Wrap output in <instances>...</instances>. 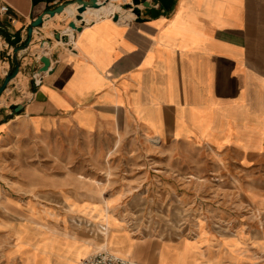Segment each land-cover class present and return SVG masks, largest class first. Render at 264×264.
I'll return each mask as SVG.
<instances>
[{
    "label": "crops",
    "instance_id": "crops-1",
    "mask_svg": "<svg viewBox=\"0 0 264 264\" xmlns=\"http://www.w3.org/2000/svg\"><path fill=\"white\" fill-rule=\"evenodd\" d=\"M68 1L75 0H0L9 9L0 14V86L19 67L0 97V136L13 129L42 137L68 131L109 138L113 147L169 149L167 178L181 180L183 189L191 177L202 180L183 199L193 203L202 195L199 207L224 208L210 211L191 236L159 245L126 232L121 215L104 214L105 207H125V198L108 206L71 201L101 207L102 215L48 237L31 261L30 230L46 227V219L30 220L29 206L0 192V264H80L101 251L142 264H264V229L227 234L206 224L215 218L236 223L239 207L264 212V0H149L139 6L141 22L126 9L131 0H110L108 10L116 13L88 12L86 19H95L70 36L76 13L63 12L28 37L35 19ZM42 57L50 67L36 87L32 75L43 67ZM30 95L12 115L10 107ZM3 150L0 141V164Z\"/></svg>",
    "mask_w": 264,
    "mask_h": 264
},
{
    "label": "rangeland",
    "instance_id": "rangeland-1",
    "mask_svg": "<svg viewBox=\"0 0 264 264\" xmlns=\"http://www.w3.org/2000/svg\"><path fill=\"white\" fill-rule=\"evenodd\" d=\"M93 19L94 15L88 20L83 18L82 22L89 23ZM74 23L79 21L74 20ZM0 141L4 143L0 192L11 194L29 206L30 220L45 217L47 222L46 227L37 224L30 230L31 241H35L31 245V261L39 248L47 247L48 237L61 230L85 228L93 217L102 215L101 207H74L71 201L87 203L95 199L108 206L112 201L124 202L125 198V207L108 206L103 208L104 214L121 215L126 232L134 234L135 238L151 237L159 245L191 236L200 220L207 221L209 213H218L222 208L199 207L205 198L202 195L194 197L193 203L183 199L185 194L191 198L195 184H201L202 180L191 177L192 184L183 189L179 184L181 180L167 178L164 157L169 149L154 148L145 152V149L113 147L115 143L109 138H76L68 131L42 137L13 129L9 134H2ZM210 182L217 183L216 180ZM58 191L62 192L61 201ZM208 198L212 196H206ZM238 214L242 217L236 223L215 218L206 224L211 231L216 228L227 234L238 229L245 232L264 229V212L255 207H239ZM51 220H61L62 224L53 226L49 223ZM223 224H232V228ZM97 229L106 232L105 226Z\"/></svg>",
    "mask_w": 264,
    "mask_h": 264
},
{
    "label": "water",
    "instance_id": "water-1",
    "mask_svg": "<svg viewBox=\"0 0 264 264\" xmlns=\"http://www.w3.org/2000/svg\"><path fill=\"white\" fill-rule=\"evenodd\" d=\"M109 0H75L72 2H65L63 4H61L60 6L56 7L53 10H48L44 13L43 16L38 17L37 19H35L29 29H28V37L31 38L32 37V32L35 29H39L43 26V22L45 18H53L55 15H60L63 12H65L67 10V8L72 5L75 4L76 7V16H75V21H79V23L81 25L77 26L74 22L70 23L68 25V28L71 29L72 31H79L80 27H82V16L83 14L90 9L93 10H97L99 9L101 6H103L105 3H107ZM149 0H131V4L126 6V9H129L131 14L136 18V20L138 22H141L140 20V9L139 6L142 5L144 8L148 7ZM119 19L118 15H114L113 16V20L117 21ZM61 36L60 34H57L55 36V39L57 41L61 40ZM43 47L49 46V42L45 41L43 44ZM40 63L42 64V68L40 69V73H46L48 72V69L50 67V62L48 60V58L46 57H42L40 59ZM19 71V67L16 66L14 71L12 73H9L8 75H6L2 85L0 86V97L2 96V94L6 91L7 89V85L16 78L17 74ZM27 104V101H23V103H21L20 105L17 106H11L10 109L12 111V115H18L19 113L22 112L23 108L25 107V105Z\"/></svg>",
    "mask_w": 264,
    "mask_h": 264
},
{
    "label": "built area",
    "instance_id": "built-area-1",
    "mask_svg": "<svg viewBox=\"0 0 264 264\" xmlns=\"http://www.w3.org/2000/svg\"><path fill=\"white\" fill-rule=\"evenodd\" d=\"M8 10H9L8 7L2 6L0 8V14H6ZM46 73L39 72L33 74L32 75L33 85L36 87L40 85V83L42 82V77ZM5 75H7V73H5ZM31 99H32V95H30V97L27 100L25 99L24 101H27L28 103V101H30ZM80 264H142V263L132 261L128 258H122L109 251H101L85 258Z\"/></svg>",
    "mask_w": 264,
    "mask_h": 264
},
{
    "label": "bare ground",
    "instance_id": "bare-ground-1",
    "mask_svg": "<svg viewBox=\"0 0 264 264\" xmlns=\"http://www.w3.org/2000/svg\"><path fill=\"white\" fill-rule=\"evenodd\" d=\"M110 1V0H109ZM106 5H104V6H101L99 9H97V10H93V9H90V10H87L86 12H85V14L82 16L83 18H86L87 17V14H88V12H98L99 13V15L101 16L100 18H102V17H107L108 15H110V14H112V13H116L114 10L116 9V8H113V11H110V10H108V8L109 9H112V6H108V2L107 3H105ZM67 12V14H68V16H70V17H74L75 16V13H76V10L74 9V8H70V9H67L66 11H65V13ZM121 13H123L125 16H126V14L121 10ZM124 15H123V17H124ZM72 32V30L71 29H68L67 31H66V33H67V35L68 36H70L69 35V33H71ZM37 226V225H36ZM112 253V252H111ZM113 254H116V255H118V256H120V257H122L121 255H119V254H117V253H113ZM123 258V257H122Z\"/></svg>",
    "mask_w": 264,
    "mask_h": 264
}]
</instances>
